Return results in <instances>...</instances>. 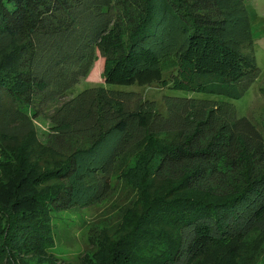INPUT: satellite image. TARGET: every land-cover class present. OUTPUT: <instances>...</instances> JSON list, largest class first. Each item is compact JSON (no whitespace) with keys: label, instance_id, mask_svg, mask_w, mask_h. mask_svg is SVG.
<instances>
[{"label":"trees","instance_id":"obj_1","mask_svg":"<svg viewBox=\"0 0 264 264\" xmlns=\"http://www.w3.org/2000/svg\"><path fill=\"white\" fill-rule=\"evenodd\" d=\"M253 40L246 0H0V185L5 154L23 171L0 201V264H58L49 209L112 185L127 191L118 228L90 236L81 264H206L216 246L264 231V110L258 122L230 101L169 96L162 112L106 86L239 98L259 73ZM100 62L105 82L68 95Z\"/></svg>","mask_w":264,"mask_h":264},{"label":"rangeland","instance_id":"obj_2","mask_svg":"<svg viewBox=\"0 0 264 264\" xmlns=\"http://www.w3.org/2000/svg\"><path fill=\"white\" fill-rule=\"evenodd\" d=\"M246 6L252 26L253 52L259 66V73L239 98H232L216 92L180 89L168 84L158 86L156 83L147 85L112 83L106 86L125 91H137V95L154 100L156 108L162 112L167 111L166 99L169 96H193L215 101L226 100L235 104L237 115H246L260 122L264 110V93L262 91V87H264V0H246ZM172 54L174 51L162 56L165 67L171 66L174 62L175 57ZM95 67L91 70L89 77L80 79L68 90V95H75L82 89L105 82L101 75L103 68L100 71L101 62ZM32 121L36 136L40 139L43 138L49 130L48 119L40 116ZM22 132L25 133L26 130L19 133ZM18 141L19 139L5 142L6 147L10 146L11 151ZM4 156L12 158L14 161L8 169L4 170L5 173L1 172L7 182L0 185V201L7 202L14 194V189L17 187L23 171L18 170L19 160L22 159L17 158L15 153L11 152ZM25 190H32V185L27 183ZM25 190L21 192H25ZM34 190L43 191V184L36 186ZM126 192V190H121L119 185L116 187L112 185L104 197L101 196L93 203L80 207L65 206L67 203L63 202L57 210L49 209L51 219L53 218L54 244L47 249V253L56 256L58 264H81L82 255L91 252L93 248V244L89 240L90 236L98 240L106 233L111 234L112 231L114 233L118 228L117 223L121 216L119 206L123 202ZM35 204V201H31V206H35ZM212 251L213 256L207 260L206 264H216L221 259L227 263L234 259L236 264H264V231L253 230L247 237L233 239L222 246H216Z\"/></svg>","mask_w":264,"mask_h":264}]
</instances>
